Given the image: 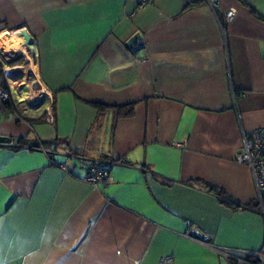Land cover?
<instances>
[{"label":"crops","instance_id":"crops-1","mask_svg":"<svg viewBox=\"0 0 264 264\" xmlns=\"http://www.w3.org/2000/svg\"><path fill=\"white\" fill-rule=\"evenodd\" d=\"M139 3L0 0V47L28 32L45 96L0 103V242L57 264H262L264 204L234 158L264 128V0ZM91 162L110 183L83 181Z\"/></svg>","mask_w":264,"mask_h":264},{"label":"built area","instance_id":"built-area-1","mask_svg":"<svg viewBox=\"0 0 264 264\" xmlns=\"http://www.w3.org/2000/svg\"><path fill=\"white\" fill-rule=\"evenodd\" d=\"M210 8L215 11L217 8V0H207ZM152 0H140L139 7L143 8L150 5ZM234 9H231L225 14L224 21H230L231 17L234 15ZM22 40V37H17ZM31 51L27 52L21 47L22 55L29 60L30 63L33 61L34 46H32ZM10 52H4V56L8 55ZM16 54V53H14ZM32 64V63H31ZM10 71H17L16 69H11ZM9 71V72H10ZM6 72V71H5ZM36 78H34L35 80ZM36 81V80H35ZM34 81V82H35ZM7 83V78H6ZM10 88V87H9ZM11 94L6 90L4 85L0 83V103L5 104L11 101ZM52 110H48L45 116L46 123H53ZM235 163L247 165L252 173L257 191L260 204H264V128L253 130L249 133L242 132V149L234 158ZM58 167L65 171L63 165H58ZM83 181L88 185L97 188L99 185H107L111 182V178L108 175V170L106 167H99L98 165H92L86 168V173ZM203 243V242H200ZM204 244V243H203ZM221 253V251H218ZM236 251H229L228 253H223L225 257L230 260L236 261L237 264H245L237 255ZM171 258H165L161 260V263H170ZM248 264V263H246ZM264 264V263H262Z\"/></svg>","mask_w":264,"mask_h":264},{"label":"rangeland","instance_id":"rangeland-1","mask_svg":"<svg viewBox=\"0 0 264 264\" xmlns=\"http://www.w3.org/2000/svg\"><path fill=\"white\" fill-rule=\"evenodd\" d=\"M2 42L4 43L5 41L3 40ZM18 47L21 52L20 44L18 45ZM6 50L7 49H5L4 46L0 47V63L3 69L6 71L5 73L6 77L4 76L5 80L7 78V83L6 81H3L2 84L9 92V94H11L12 98L16 99L17 97V99H25V101L29 102V99L35 97L38 94V85L36 84V82H34L36 80V79L34 80L35 78L34 76L36 75L35 74L36 69L34 68L35 66L34 61H31L32 63L31 64L29 62L30 58L29 60L26 59L22 55V53L11 52ZM8 50L10 49L8 48ZM4 52H10V53L4 56L5 55ZM11 69H16L17 71H10ZM12 81L17 82V86L13 87L11 85ZM8 84L10 88L8 87ZM47 107H48V103L46 102L40 107V112L41 113L44 112L47 109Z\"/></svg>","mask_w":264,"mask_h":264},{"label":"clouds","instance_id":"clouds-1","mask_svg":"<svg viewBox=\"0 0 264 264\" xmlns=\"http://www.w3.org/2000/svg\"><path fill=\"white\" fill-rule=\"evenodd\" d=\"M19 261L20 264H57L54 258L22 237L0 242V264H10Z\"/></svg>","mask_w":264,"mask_h":264},{"label":"water","instance_id":"water-1","mask_svg":"<svg viewBox=\"0 0 264 264\" xmlns=\"http://www.w3.org/2000/svg\"><path fill=\"white\" fill-rule=\"evenodd\" d=\"M22 40H19L20 46L26 50L27 52L31 51V47L34 46L33 41L31 36L28 34L27 31H23L22 35ZM142 45V39L139 36H134L131 37L126 43H125V48L129 50L137 49L139 46ZM21 55V54H20ZM45 96L43 93H38L35 97L29 99V104L31 106H38L42 102H44ZM11 139L7 137H2L0 136V144H10Z\"/></svg>","mask_w":264,"mask_h":264},{"label":"trees","instance_id":"trees-1","mask_svg":"<svg viewBox=\"0 0 264 264\" xmlns=\"http://www.w3.org/2000/svg\"><path fill=\"white\" fill-rule=\"evenodd\" d=\"M130 109V108H129ZM120 110V109H119ZM119 112V111H118ZM120 113V112H119ZM30 146V148H32L33 146L32 145H29ZM48 156H49V158H50V160L55 164V165H60V164H58V163H56L54 160H53V155L51 154V153H48L47 154ZM92 165H98L99 167L101 166V165H99V163H95V162H91V163H88V164H86V168H89L90 166H92ZM107 166H108V164H107ZM250 256H252V254L250 255ZM251 264H253V263H251Z\"/></svg>","mask_w":264,"mask_h":264},{"label":"bare ground","instance_id":"bare-ground-1","mask_svg":"<svg viewBox=\"0 0 264 264\" xmlns=\"http://www.w3.org/2000/svg\"><path fill=\"white\" fill-rule=\"evenodd\" d=\"M9 44H12V42H9ZM8 44V45H9ZM13 46H11V48L9 47V49H12L13 51H19V47L17 45H14L12 44ZM8 48V47H7ZM11 85L14 87V86H17V82H11ZM17 89V88H16ZM18 90V89H17Z\"/></svg>","mask_w":264,"mask_h":264}]
</instances>
